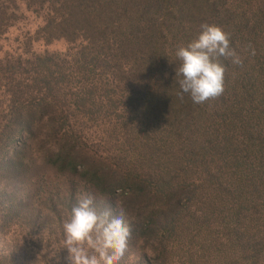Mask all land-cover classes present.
Listing matches in <instances>:
<instances>
[{"label":"trees","instance_id":"16d2710c","mask_svg":"<svg viewBox=\"0 0 264 264\" xmlns=\"http://www.w3.org/2000/svg\"><path fill=\"white\" fill-rule=\"evenodd\" d=\"M203 24L243 64L194 104L174 53ZM83 193L125 210L118 264H264V0H0V264L65 257Z\"/></svg>","mask_w":264,"mask_h":264},{"label":"clouds","instance_id":"9594fccd","mask_svg":"<svg viewBox=\"0 0 264 264\" xmlns=\"http://www.w3.org/2000/svg\"><path fill=\"white\" fill-rule=\"evenodd\" d=\"M174 55L181 62L176 69L181 99L188 94L194 104L223 94L227 67L222 58L230 59L233 65L243 64L231 46L230 34L212 24L201 25L198 35L178 46ZM63 230L68 264H118L131 236L125 210L117 207L115 214L110 209L98 212L90 193L78 194Z\"/></svg>","mask_w":264,"mask_h":264},{"label":"rangeland","instance_id":"374dc122","mask_svg":"<svg viewBox=\"0 0 264 264\" xmlns=\"http://www.w3.org/2000/svg\"><path fill=\"white\" fill-rule=\"evenodd\" d=\"M66 46L64 47L62 44H58V45H55L54 47H52V50H59V51H62V50H65ZM45 232V231H44ZM47 233L50 234L49 231H47ZM6 237H3L4 239H9L10 240V236L7 237V233H5ZM40 236V235H39ZM3 238L2 236H0V257L3 258L5 254H8L10 251H9V248H6L5 244H6V241H3ZM8 240V241H9ZM41 246L44 245V249L42 250L41 254H46V253H56L57 252V248L54 244L50 245L49 244V241L47 238L44 239V241H42L40 243ZM26 247V244L24 245ZM64 246V245H63ZM23 253H25V251H23ZM40 253V251H39ZM58 254L62 255L63 253L61 252V248H60V252L58 250L57 252ZM23 255V254H22ZM65 257L64 256H59L61 258H55L53 257V255H43V259L44 261L46 262L45 264H68V251L66 249V252L64 253ZM140 255V253L138 251L136 252H133L130 257L133 259V260H136V256L138 257ZM21 256V255H20ZM23 258V256H22ZM4 264H7L4 263ZM13 264H27L25 260L23 259H17L15 263ZM30 264H43L42 261H41V258L38 257H35V260L30 263ZM127 264H135V263H127Z\"/></svg>","mask_w":264,"mask_h":264}]
</instances>
